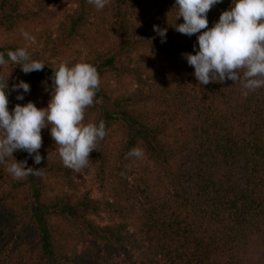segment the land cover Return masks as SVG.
<instances>
[{"label": "trees", "instance_id": "trees-1", "mask_svg": "<svg viewBox=\"0 0 264 264\" xmlns=\"http://www.w3.org/2000/svg\"><path fill=\"white\" fill-rule=\"evenodd\" d=\"M66 1L0 0V52L26 47L47 64L29 74L4 66L9 111L46 108L51 67L86 62L101 82L84 123L102 120L107 134L80 172L63 165L51 126L40 164L13 153L42 175L15 179L0 164V264H264V87L245 97L240 81L200 85L182 55L199 50L200 33L171 26L175 0H108L100 10L71 0L54 25ZM232 4L214 5L208 28ZM36 26L33 48L22 33ZM126 79L133 90L111 87ZM19 80L31 87L23 100L11 91ZM134 147L142 157L127 156ZM89 167L103 186L110 178L102 197L81 189ZM104 213L110 220H97Z\"/></svg>", "mask_w": 264, "mask_h": 264}, {"label": "clouds", "instance_id": "clouds-1", "mask_svg": "<svg viewBox=\"0 0 264 264\" xmlns=\"http://www.w3.org/2000/svg\"><path fill=\"white\" fill-rule=\"evenodd\" d=\"M98 10L108 0H88ZM222 0H175L177 14L171 26L179 33L197 37L199 50L183 53L200 85L210 82H225L226 79L242 82L243 95L264 87V0H233L230 9L223 11L218 22L208 28V12ZM183 18V23H176ZM207 29L206 31H201ZM154 31L166 41L167 29L154 25ZM26 40L35 43V37L23 32ZM195 47V45H194ZM7 56V60L5 59ZM19 65L25 74L42 71L47 65L34 60L26 47L0 52V164L7 163V172L15 179L26 176H40L43 168L29 167L27 160L18 161L13 153L20 150L34 155L35 164L44 159L39 152L42 147V129L51 126V137L58 146V154L65 167L76 172L84 169L90 160V153L98 150V142L106 136L104 121L99 124L84 123L85 111L93 105L100 86V76L95 66L79 62L69 65L61 62L53 69L51 85L45 91L51 92L46 108L37 107L35 102L16 104L9 111V79L4 66ZM22 89V92L19 90ZM18 91L17 100L31 91L30 84L19 80L11 86ZM129 157L140 158L142 149L132 148Z\"/></svg>", "mask_w": 264, "mask_h": 264}, {"label": "rangeland", "instance_id": "rangeland-1", "mask_svg": "<svg viewBox=\"0 0 264 264\" xmlns=\"http://www.w3.org/2000/svg\"><path fill=\"white\" fill-rule=\"evenodd\" d=\"M69 9H72L74 8V3L71 1V0H68L60 5H56L54 7V10L57 12V17L56 19L54 20V25H56L58 23L59 20H61L63 17H64V13ZM40 29L41 27H32L30 29V32H31V36H35L38 31L40 32ZM39 34V33H38ZM28 44H31V41L28 40L27 41ZM33 46V44H31ZM34 48V46H33ZM49 54V52H46L45 53V56H47ZM40 61H43L42 58H39ZM44 71V69L42 70ZM132 80V81H131ZM126 79L124 82H121L120 84L119 83H115L113 82L112 83V88L113 89H117V90H124V89H130V90H133L135 87H136V81L134 79ZM95 167H89V170L84 172V175H83V178H82V185H81V189L82 190H91L92 191V194L93 196L95 197H102L105 190L109 187V183H110V178L109 176L106 177L105 181H104V184L105 186H103L98 178V175L96 174L95 172ZM138 177L139 175L135 174L133 176V178ZM103 218L102 219H99L98 217L97 220H102L103 222H108L110 219L108 218L107 214H103Z\"/></svg>", "mask_w": 264, "mask_h": 264}]
</instances>
